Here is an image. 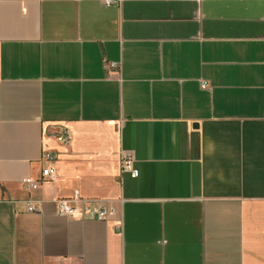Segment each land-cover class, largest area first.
<instances>
[{
    "label": "crops",
    "instance_id": "crops-1",
    "mask_svg": "<svg viewBox=\"0 0 264 264\" xmlns=\"http://www.w3.org/2000/svg\"><path fill=\"white\" fill-rule=\"evenodd\" d=\"M0 264H264V0H0Z\"/></svg>",
    "mask_w": 264,
    "mask_h": 264
},
{
    "label": "built area",
    "instance_id": "built-area-1",
    "mask_svg": "<svg viewBox=\"0 0 264 264\" xmlns=\"http://www.w3.org/2000/svg\"><path fill=\"white\" fill-rule=\"evenodd\" d=\"M111 68H116V65L111 64ZM63 144L68 143L70 139L69 132L63 130L58 137ZM45 161L53 164L56 161V156L47 154L44 157ZM121 172L129 173L132 178L138 176V171L134 167V159L131 155L123 153L121 155ZM56 175V170L53 166H49L42 170L41 177L38 179L26 178L22 183L24 188L29 192H35L40 189L43 183L53 181ZM57 213L62 217L79 220H97L107 221L109 218L117 214L116 207L110 202L102 199H84L75 194L70 198H59L55 201ZM28 212H38V208L27 203Z\"/></svg>",
    "mask_w": 264,
    "mask_h": 264
}]
</instances>
